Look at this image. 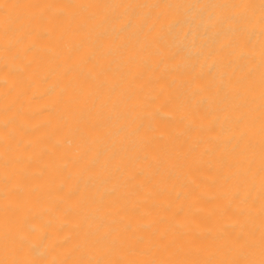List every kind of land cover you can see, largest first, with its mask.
Returning a JSON list of instances; mask_svg holds the SVG:
<instances>
[{
  "label": "bare ground",
  "instance_id": "6f19581e",
  "mask_svg": "<svg viewBox=\"0 0 264 264\" xmlns=\"http://www.w3.org/2000/svg\"><path fill=\"white\" fill-rule=\"evenodd\" d=\"M0 264H264V0H0Z\"/></svg>",
  "mask_w": 264,
  "mask_h": 264
}]
</instances>
